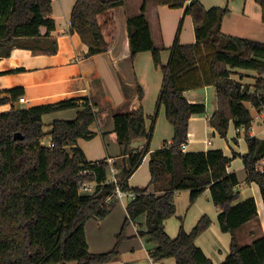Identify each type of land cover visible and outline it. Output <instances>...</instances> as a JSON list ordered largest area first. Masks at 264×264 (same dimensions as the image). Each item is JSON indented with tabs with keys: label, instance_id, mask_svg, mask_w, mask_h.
Segmentation results:
<instances>
[{
	"label": "trees",
	"instance_id": "1",
	"mask_svg": "<svg viewBox=\"0 0 264 264\" xmlns=\"http://www.w3.org/2000/svg\"><path fill=\"white\" fill-rule=\"evenodd\" d=\"M153 1L171 9L186 8L196 36L195 44L177 42L171 49L170 62L164 65L163 48L155 45L146 17L147 2L139 15L127 19L131 58L151 52L156 68L164 74L153 118L155 122L159 108L165 107L174 137L169 147L152 153L149 170L151 185L163 184L165 192L156 195L149 187L128 185L149 153L153 128L147 130L142 108L116 114L114 131L123 155L130 153V145L137 139L146 138L148 144L144 151L125 158L122 167L117 164L118 183L136 197L127 205L128 218L117 235L115 247L103 254L90 253L86 222L91 218L105 219L119 201L106 202L115 190L113 183H105L108 160L89 162L77 145L81 138H93L90 126L96 121L97 112L92 105L85 104L74 120L55 121L47 134L43 115L77 108L78 99L17 109L14 104L24 97V89L0 91V106L12 105L10 111L0 113V264H107L119 255L121 245L131 239L127 235L129 223L143 214L146 230H140L138 235L157 244L149 252L154 261L172 258L176 264H215L197 245L198 238L212 224L208 215L204 214L191 231L185 230L181 218L175 238L168 235L165 227L166 220L176 215L178 192L189 191L192 206L207 189L221 211L220 230L231 235L230 254L221 264H264V234L247 246H240L235 236L238 229L250 222L258 223L260 218L255 198L242 200L239 178L228 172L232 159L222 150L185 153L182 148L188 141L191 117L206 113L205 105L191 104L185 92L215 86L219 107L209 118V125L222 138H227L231 123L243 131L248 154L234 153V156L241 157L246 182L259 187L264 203V174L256 169L264 158V139L250 135L253 116L246 106L249 103L258 113L264 111V43L224 34L222 24L230 12L228 7L207 9L199 0H191L189 4L188 0ZM256 2L264 11V0ZM124 5L125 0L76 1L70 32L87 46L86 57L108 52L109 44L99 18L103 15L106 23H112L110 12ZM52 12V0H0V59L9 57L22 40L50 38L56 29ZM18 71L22 70H15ZM245 72L254 75L252 84L241 81ZM139 96L142 100L140 87ZM16 133L24 139L15 140ZM48 135L53 148L41 143ZM84 182H97L94 195L80 193Z\"/></svg>",
	"mask_w": 264,
	"mask_h": 264
},
{
	"label": "crops",
	"instance_id": "2",
	"mask_svg": "<svg viewBox=\"0 0 264 264\" xmlns=\"http://www.w3.org/2000/svg\"><path fill=\"white\" fill-rule=\"evenodd\" d=\"M76 1L52 0V18L56 21V29L51 33V37L39 40H22L12 49L9 57L0 59V91L5 92L17 87L24 89V97L14 104L17 109L78 99L79 107L77 108L43 115L44 131L47 134L52 131L55 121L74 120L78 111L83 109L85 104L92 105L97 112V119L90 126V131L94 136L90 140L79 139L77 145L83 150L89 162L114 159L116 174L120 172L118 168L123 166L125 158L144 151L148 142L146 138L133 141L129 148L130 153L123 155L114 131V116L142 108L146 128L148 131L153 128V135L149 142V153L145 156L142 165L128 180V185L131 188L149 187L151 193L160 195L165 192L166 188L163 184L151 185L149 161L153 152L159 151L163 147H169L174 137V128L166 118L165 107L159 108L155 122L153 118L157 111L164 74L161 69L156 68L151 52H142L134 59L131 58L127 19L139 15L143 4L147 2L146 17L151 24L155 45L163 48L161 62L164 65L170 62L171 49L177 42L195 44L193 21L186 14V8L171 9L168 6H158L153 0H125L124 6L110 12L112 23H106L103 15L99 18L103 23V32L109 44L108 52L86 57L87 46L78 35L70 32V18ZM190 1L188 0L187 4ZM199 1L207 9L212 7L229 8L230 12L225 16L222 24L224 34L264 43V11L256 0ZM18 69L22 71L15 72ZM242 74L244 77L241 79L242 82L249 84L254 82L253 74L246 72ZM234 76L240 79L239 74ZM139 87L143 91L142 100L139 96ZM251 90H254L253 87ZM185 97L191 104H204L206 113L191 117L188 141L185 144L184 152L222 150L227 157L232 159L228 172L237 174L240 181L239 187H242L243 190V194L241 192L242 200L248 197L255 198L259 222L263 226H261V230L264 234V203L259 187L255 183L247 184V173L243 161L241 157L234 156V153L248 154L243 131L237 130L234 123H231L227 138H222L209 125V118L218 111L219 107L215 86L186 91ZM248 104L246 103V106L253 116L250 135L264 139V111L258 113ZM11 109V104L0 106V113H6ZM51 140L50 135L43 139L46 144ZM142 170L145 173L144 177L146 174L148 175L136 182V177ZM109 176L110 171H108ZM241 184L244 185L241 186ZM255 188L258 189L262 201V210ZM189 199V191H181L176 194V215L166 220V231L171 238H175L178 235L181 218L183 224L185 219V229L191 231L204 214L208 215L212 224L198 238L197 245L215 264H221L230 254L231 241V235L220 230L218 216L221 211L214 205L209 189L192 206L189 204ZM131 200L133 199L119 200L105 219L91 218L86 222L85 233L90 253L103 254L115 247L116 243L112 239L106 238V235L113 236L119 231L121 232L124 222L128 218L127 205ZM145 223V214L129 223V225L132 224L133 230L128 236L136 239L129 243L126 241V244L121 245L119 255L107 264H176L172 258L154 261L150 257L149 252L155 249L157 244L148 237H139V231L146 230ZM127 254H131L133 258L123 259L122 255Z\"/></svg>",
	"mask_w": 264,
	"mask_h": 264
},
{
	"label": "built area",
	"instance_id": "3",
	"mask_svg": "<svg viewBox=\"0 0 264 264\" xmlns=\"http://www.w3.org/2000/svg\"><path fill=\"white\" fill-rule=\"evenodd\" d=\"M43 146H48L53 148L55 145L52 142V140L46 144L44 143V141L41 142ZM183 151L185 149V144L182 146ZM114 159H109L108 163H109V171H110V176L107 178V181L105 182L106 184H114L115 185V190L113 191V193L111 195H109L106 199V202L111 203L114 199H118V200H123L126 198H131L134 199L136 197V194L134 192H129V191H125L123 190L122 186L120 183H118L117 179H116V170L114 168ZM256 169L264 174V158L261 159L257 165H256ZM91 171H85V173H89ZM97 182H84L80 185V193L81 194H88V195H94L96 193V189H97Z\"/></svg>",
	"mask_w": 264,
	"mask_h": 264
},
{
	"label": "rangeland",
	"instance_id": "4",
	"mask_svg": "<svg viewBox=\"0 0 264 264\" xmlns=\"http://www.w3.org/2000/svg\"><path fill=\"white\" fill-rule=\"evenodd\" d=\"M248 106H250L248 104ZM257 122V121H256ZM256 128H257V125H255ZM260 130V129H259ZM258 132V129L256 130ZM210 138L212 136H209ZM48 141V140H46ZM145 173L144 171L142 170L136 177V182L139 181V179H143L145 178L148 174H146V176L144 177ZM242 177V176H241ZM244 178V177H243ZM244 185V184H241V186ZM240 188V191L242 192L243 194V190H242V187H239ZM213 206V205H212ZM175 220V219H174ZM184 228H185V219H184ZM261 223L258 222V223H255V222H250L246 225H244L243 227H241L240 229H238L235 233V236H236V239L238 241V244L240 246H247V245H252L255 241H257L258 239H260L262 236H263V231L261 230L262 227H261ZM133 230V226L132 224L129 225L128 229H127V235ZM186 230V229H185ZM120 233V231L117 233V234H114L113 236H109V235H106V238H110L113 240L114 243H116V240H117V235ZM136 238L135 237H132L130 240L127 241V243L129 242H133V240H135ZM124 244V243H123ZM122 244V245H123ZM126 244V243H125ZM138 256V255H137ZM123 259H130V258H133V256L131 254H127V255H122ZM71 264H75V263H71Z\"/></svg>",
	"mask_w": 264,
	"mask_h": 264
},
{
	"label": "water",
	"instance_id": "5",
	"mask_svg": "<svg viewBox=\"0 0 264 264\" xmlns=\"http://www.w3.org/2000/svg\"><path fill=\"white\" fill-rule=\"evenodd\" d=\"M14 139L15 140H23L24 137L20 133H16L15 136H14Z\"/></svg>",
	"mask_w": 264,
	"mask_h": 264
},
{
	"label": "bare ground",
	"instance_id": "6",
	"mask_svg": "<svg viewBox=\"0 0 264 264\" xmlns=\"http://www.w3.org/2000/svg\"><path fill=\"white\" fill-rule=\"evenodd\" d=\"M255 191H256V195H258V197H259V199H260V195H259L258 189L255 188ZM260 202H261V210H262V201H261V199H260ZM262 212H263V211H262ZM263 213H264V212H263ZM263 221H264V219H263Z\"/></svg>",
	"mask_w": 264,
	"mask_h": 264
}]
</instances>
